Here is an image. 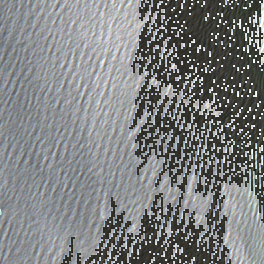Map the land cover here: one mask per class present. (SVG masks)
I'll use <instances>...</instances> for the list:
<instances>
[{
  "label": "water",
  "instance_id": "1",
  "mask_svg": "<svg viewBox=\"0 0 264 264\" xmlns=\"http://www.w3.org/2000/svg\"><path fill=\"white\" fill-rule=\"evenodd\" d=\"M0 264H264V0H0Z\"/></svg>",
  "mask_w": 264,
  "mask_h": 264
}]
</instances>
